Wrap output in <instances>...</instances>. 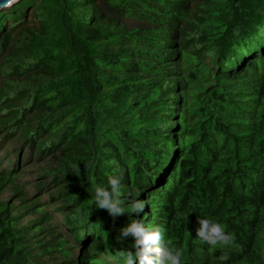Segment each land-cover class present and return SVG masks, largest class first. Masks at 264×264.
Segmentation results:
<instances>
[{"label": "trees", "instance_id": "trees-1", "mask_svg": "<svg viewBox=\"0 0 264 264\" xmlns=\"http://www.w3.org/2000/svg\"><path fill=\"white\" fill-rule=\"evenodd\" d=\"M50 156L19 183L29 159ZM121 174L113 220L94 189ZM55 211L66 233L47 224ZM198 216L234 245L200 242ZM133 219L163 226L183 264H264V0L0 11V264H125L135 239L116 237Z\"/></svg>", "mask_w": 264, "mask_h": 264}, {"label": "clouds", "instance_id": "clouds-1", "mask_svg": "<svg viewBox=\"0 0 264 264\" xmlns=\"http://www.w3.org/2000/svg\"><path fill=\"white\" fill-rule=\"evenodd\" d=\"M121 175H109L108 187L96 185L94 189V202L97 208L106 210L115 220L125 211L124 201L121 199ZM132 208L136 213L145 210L143 201H134ZM197 239L207 244L210 248H227L234 245V234L226 230V226L214 218L197 217ZM134 237L133 247L122 251L120 254L125 259V264H183L184 249L176 246L170 239H165V229L160 225H147L138 219H133L129 224L119 229L116 240L123 244L127 238ZM135 249L133 251L132 249ZM226 260V256L221 257Z\"/></svg>", "mask_w": 264, "mask_h": 264}, {"label": "rangeland", "instance_id": "rangeland-1", "mask_svg": "<svg viewBox=\"0 0 264 264\" xmlns=\"http://www.w3.org/2000/svg\"><path fill=\"white\" fill-rule=\"evenodd\" d=\"M48 160H44L42 159V157H34V158H31L29 159V161L26 163V169H25V173L23 176H20V181L19 183H26V182H34L37 179V171L35 169H33L32 167H36L35 164L40 163V164H46V165H50V166H55L56 165V160L52 159V157H47ZM44 161H46L44 163ZM30 186V185H29ZM30 188V187H29ZM32 190V188H31ZM4 197L6 198H9L11 197L12 195V190H11V187L10 188H7L3 194H2ZM46 197V195H44V198ZM56 210V209H55ZM27 215H25L24 219H23V222L29 220L30 218H34V215H36L38 217V213H31V214H28L26 213ZM64 215L59 212V211H55L53 212V216L51 218V220L49 221V223L47 224H51L52 227L55 228L56 231H59V232H64L66 233L67 232V228H66V224L64 223ZM46 225V224H45ZM42 224H39L37 225V227H41ZM75 253H77V250L75 251Z\"/></svg>", "mask_w": 264, "mask_h": 264}, {"label": "water", "instance_id": "water-1", "mask_svg": "<svg viewBox=\"0 0 264 264\" xmlns=\"http://www.w3.org/2000/svg\"><path fill=\"white\" fill-rule=\"evenodd\" d=\"M22 0H0V11L9 8Z\"/></svg>", "mask_w": 264, "mask_h": 264}]
</instances>
